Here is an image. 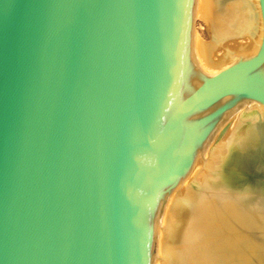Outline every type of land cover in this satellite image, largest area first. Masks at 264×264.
I'll use <instances>...</instances> for the list:
<instances>
[{"label": "water", "instance_id": "obj_1", "mask_svg": "<svg viewBox=\"0 0 264 264\" xmlns=\"http://www.w3.org/2000/svg\"><path fill=\"white\" fill-rule=\"evenodd\" d=\"M257 1L256 51L208 75L193 0H0V264H151L169 192L240 102L264 107Z\"/></svg>", "mask_w": 264, "mask_h": 264}, {"label": "bare ground", "instance_id": "obj_2", "mask_svg": "<svg viewBox=\"0 0 264 264\" xmlns=\"http://www.w3.org/2000/svg\"><path fill=\"white\" fill-rule=\"evenodd\" d=\"M195 18L206 39L196 33ZM260 37L257 0H193L191 54L208 75L254 53ZM252 108L264 114L260 104L244 100L223 118L169 192L154 223L151 264H264V187L235 190L221 178L228 151L258 140L259 124L245 122L257 119Z\"/></svg>", "mask_w": 264, "mask_h": 264}, {"label": "rangeland", "instance_id": "obj_3", "mask_svg": "<svg viewBox=\"0 0 264 264\" xmlns=\"http://www.w3.org/2000/svg\"><path fill=\"white\" fill-rule=\"evenodd\" d=\"M194 28L196 33L206 39V35L203 31V24L199 18L193 20ZM255 102V101H253ZM251 114H256L257 119L250 121L247 119L245 122H260L264 121V114H258L256 108H252ZM236 148H231L221 165V178L225 185L231 187L232 189L238 190L244 187H257L258 189L264 187V163L259 164L261 158L264 159L262 151L258 154L248 155V164L240 161L238 154L235 151Z\"/></svg>", "mask_w": 264, "mask_h": 264}]
</instances>
